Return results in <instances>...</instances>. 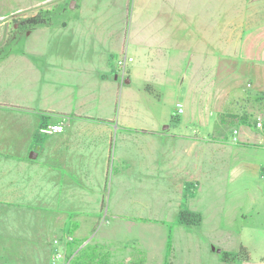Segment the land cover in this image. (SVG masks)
<instances>
[{
    "label": "crops",
    "instance_id": "1",
    "mask_svg": "<svg viewBox=\"0 0 264 264\" xmlns=\"http://www.w3.org/2000/svg\"><path fill=\"white\" fill-rule=\"evenodd\" d=\"M70 8L85 9L87 16L49 17L47 23L25 29L22 46L0 50V264H50L57 236L65 239L72 225L77 234L90 230L93 218L104 211L115 222L165 226L162 242L168 248L167 221L151 216L143 222L137 213L120 209L113 198L106 202L112 166L115 180L124 182L130 138L140 143L146 139L151 159L160 142H190L194 150L204 140L202 129L188 131L191 118H180L179 128L171 130V115L160 118L153 113L169 94H185L200 106L193 126L207 127L211 115L201 114L204 106L213 100L222 105L225 96L234 101L237 113L247 110L251 116L242 122L247 129L237 127L238 140L232 142L236 146H230L232 171L247 172L246 179L233 183L231 200L239 207L235 210H225L222 194H200L204 168L186 179L179 177L171 147L170 185L181 187L187 203L178 212L200 214L199 222L183 224L198 227L207 238L190 244L202 263L184 257L182 264H264V82L258 81L264 66V0H76ZM129 48L134 60L122 83L116 58ZM191 57L206 60L192 65ZM224 58L239 71L236 79L247 77L256 89L245 92L238 84L224 88L222 81H211L197 93L186 83V73L221 76ZM160 73H170L174 80L163 84L162 92L157 88ZM134 80L139 81L140 104L148 107L131 123L118 108L121 97L124 103L127 99L126 85ZM48 124H63L64 129L43 132ZM230 141L213 143L220 150ZM112 221L108 218L106 226ZM106 226H95L86 240L123 243L111 239V226ZM66 246L64 242L61 248ZM242 247L246 251L241 254ZM189 249L186 254L191 256ZM224 252L234 256L226 261ZM165 256L150 263L164 264Z\"/></svg>",
    "mask_w": 264,
    "mask_h": 264
},
{
    "label": "rangeland",
    "instance_id": "2",
    "mask_svg": "<svg viewBox=\"0 0 264 264\" xmlns=\"http://www.w3.org/2000/svg\"><path fill=\"white\" fill-rule=\"evenodd\" d=\"M74 1L76 0H0V50H5L6 47L11 49L13 47L22 46L26 34L25 29L28 27L22 26L21 23L28 18L40 16L43 18L51 17L53 20H60L63 18L73 19L74 17L87 16L88 11L86 12L85 9L72 10L70 8ZM91 1L99 2L104 0ZM91 8L97 13L100 12V8L98 9V6L94 4ZM88 16H91V12L88 13ZM131 53L133 54V51L129 48L127 54L131 55ZM210 59L211 58H207V60ZM205 60L206 58L191 57V64L193 62ZM130 64L127 66L126 77L131 66ZM233 64L234 63H231L230 59L224 58L223 73L219 77L218 75L215 77L214 73H186V83L190 84L193 91L195 90L197 93H202V89L209 85L211 81H216L217 83L222 81L224 88H226L228 83L238 84L242 88H247L244 90L245 92L256 89L254 85L255 81L241 76L236 79L237 75L240 73L237 68H234ZM259 72L258 81L264 82V66L259 68ZM172 78L173 76L170 73H160L157 80L161 84L157 86L159 91H164L161 86L174 81ZM178 80H181V74ZM122 83H125V80H122ZM138 84L139 81L137 82L134 80L126 85L124 93H127V99L124 103L121 97L122 101L118 108V112L121 113V115H126L131 123H134L137 116L140 117L142 114H145L144 110L148 107L144 104H140ZM225 93H227L226 89H224V96ZM160 101L161 102L157 104V108L153 110V113L157 114L160 118L171 115V130H177L179 128L176 122H178L180 118L184 116L188 119L191 118L188 131L191 134L194 127L202 129L200 136H203L204 140H202L206 143L201 141L198 143L200 146L197 144L193 150V146L190 142H176L173 145L171 143L162 145L160 142L161 145H159L158 154H153V159H151L152 154L147 153L145 148L150 145H146L143 142L146 139L140 138L141 143L136 141L135 138H130L127 141V174H125V178L123 179L124 182H117L115 180L116 169L112 166L108 178L109 186L107 198L109 200H107L106 204L109 205L110 202L112 203L110 200L113 198L120 209L132 215L137 213L136 215L142 216L138 218L143 222L151 221V216L159 217V221L161 222L167 221L168 229H170V240L168 248L165 249L162 242L163 237L166 236V231H164L165 226L160 224L149 225L135 222H115L111 216L105 214V211L98 218H93L95 222H93L92 225L89 224L88 229L90 230L88 231L77 234L76 228H73V225L70 226L69 235L67 236L74 237L72 242L79 243L84 241L80 247L86 245L88 242L91 245L99 244L102 247L100 248L101 252H103V254H109L110 261L115 264L139 261L141 259H144V264H146V261H148V264H151V261L157 262L160 260L164 252H166L164 264H182V258L184 257H191L193 259L198 258L200 260H197V262L202 263L203 260L202 257L200 258L198 250L191 248L190 244L195 242L205 243L207 238L201 234L202 231H199L200 229H198V227H188L180 221L178 211L180 208L186 207L187 203L180 196L179 188L181 187L171 186V179L168 174L172 163H174L173 154L176 162L175 169L179 172V177L186 179V176L190 172L197 175L198 171L204 168L203 174L201 175L203 177L202 182L204 187L200 194L207 196L222 194L226 197L224 202L225 210L232 211L239 208L234 205L231 200L232 194H235L233 183H236V181H234L236 179L239 182H241V179H246L247 172L234 174V171H232V154L230 146L233 148L236 146L232 144L233 128L241 126L242 130L247 129V125H243L242 123L244 121L242 118L248 115L247 110H242L237 113V106L233 103L234 101L230 96L224 97L222 105L219 104L218 100H213L210 106L209 104L204 106L207 108L201 113L203 116L206 115V117L211 115V120L207 127L201 128L199 126H193L194 121L192 119L194 114L197 113L196 111H198L196 109L201 108L198 104L193 105L190 98L185 94H169L166 99H161ZM178 102L183 104L184 111L182 113H179L177 110ZM173 111L174 114L172 115ZM236 114L242 117L239 116L240 118H236ZM230 121H233V123L228 125ZM231 138L232 141H230ZM220 140L230 142L224 149L220 148L219 150L213 141ZM188 143L190 145V150L187 148ZM171 147H174L175 153L172 152ZM188 150L190 152H188ZM221 162L222 164H220ZM190 165H192L191 169L187 167ZM139 179H141L142 183L138 181ZM152 180L156 181L157 184L155 182L152 184ZM187 192L186 196L189 197L191 191ZM109 194H111V198ZM134 196L137 197L136 200H134ZM209 199L210 198L206 200V204L210 205ZM108 218L113 220L111 225H107L108 228L111 226L108 234L109 237L114 241L121 240L123 243H120L118 246L102 243L96 240L98 237L87 241L88 235L95 229V226L98 224L100 226H106V220ZM7 220L9 219L7 218L6 221ZM71 220L73 219L71 218L69 221ZM107 226L104 228L107 229ZM112 229H115L116 232L112 233ZM220 235L221 234H217V236ZM58 237L63 238V236L60 235L56 238ZM70 243H65L67 246L64 248V257L58 259L56 262H53L55 259L53 253L50 264H74L72 261L66 260L67 248ZM188 247L190 248L189 253L192 254L191 256L186 254ZM146 253L149 254L151 258L148 257Z\"/></svg>",
    "mask_w": 264,
    "mask_h": 264
},
{
    "label": "trees",
    "instance_id": "3",
    "mask_svg": "<svg viewBox=\"0 0 264 264\" xmlns=\"http://www.w3.org/2000/svg\"><path fill=\"white\" fill-rule=\"evenodd\" d=\"M49 21L48 18H43L40 16H35L26 19L21 23L22 26H34L38 24L47 23ZM236 118L242 117L241 115L236 114ZM240 116V117H239ZM251 119L250 115H246V117H243L242 120L248 121ZM235 121V120H234ZM233 123V121H230L229 124ZM180 221L184 224L190 225L195 224L201 220L200 214H196L193 212H190L188 210H181L180 213ZM196 218V219H194ZM84 241H81L79 243L72 242L68 245L67 248V254H66V260L72 261L74 264H115L112 261H110L109 254H103L101 252L100 248H102L99 244L91 245L89 242L80 247ZM246 250L244 247L240 249V253H244ZM232 256L229 252L223 253V259L229 260ZM144 262V259H141L139 261H129V262H122L120 264H142Z\"/></svg>",
    "mask_w": 264,
    "mask_h": 264
},
{
    "label": "built area",
    "instance_id": "4",
    "mask_svg": "<svg viewBox=\"0 0 264 264\" xmlns=\"http://www.w3.org/2000/svg\"><path fill=\"white\" fill-rule=\"evenodd\" d=\"M133 60H134V58L132 56H129L127 53H123L116 58V68H117L119 75L122 77V80H125L126 72H127V66ZM177 110L179 113H182L184 111L183 110V104L181 102L177 103ZM256 125L258 127L262 126L261 119H258ZM63 129H64L63 124H48V125L42 127V131L47 132V133L58 132V131H62ZM238 134H239V129L237 127H234L233 128V140L234 141L238 140ZM73 240H74L73 236H67L65 239L56 238L54 240V244L57 246V249L54 252L55 259L53 260V262H56L58 259H61L64 257L65 250H64V248H61V246H64V242L68 244V243L72 242Z\"/></svg>",
    "mask_w": 264,
    "mask_h": 264
},
{
    "label": "water",
    "instance_id": "5",
    "mask_svg": "<svg viewBox=\"0 0 264 264\" xmlns=\"http://www.w3.org/2000/svg\"><path fill=\"white\" fill-rule=\"evenodd\" d=\"M74 5V2H73V4H72V6Z\"/></svg>",
    "mask_w": 264,
    "mask_h": 264
}]
</instances>
